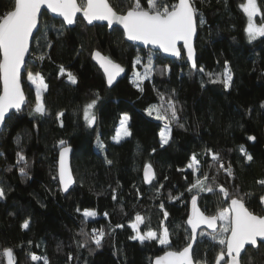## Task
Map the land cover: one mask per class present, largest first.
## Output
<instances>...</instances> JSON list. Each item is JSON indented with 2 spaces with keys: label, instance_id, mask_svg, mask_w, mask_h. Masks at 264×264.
I'll return each instance as SVG.
<instances>
[{
  "label": "trees",
  "instance_id": "trees-1",
  "mask_svg": "<svg viewBox=\"0 0 264 264\" xmlns=\"http://www.w3.org/2000/svg\"><path fill=\"white\" fill-rule=\"evenodd\" d=\"M117 2L110 0L114 7ZM243 2L194 0L198 10L194 70L183 58L167 59L126 43L117 28L89 27L81 18L73 28H65L61 21L42 13L24 78L28 71L43 77L46 114H30L35 96L23 78L26 106L6 119L0 133V188L6 193L0 199V264H7L6 248L13 249L15 264H151L163 252L180 251L188 244L185 220L193 196L209 215L228 207L230 199L219 192L220 186L231 197L247 194L246 207L254 214L264 213L260 201L264 186L258 183L264 180V39L249 40L240 8ZM141 3L147 6V0ZM257 5L260 25L264 0H257ZM13 7L14 0H0V16ZM116 10L124 14L127 9ZM94 50L126 71L110 89L91 61ZM226 61L233 76L229 89L211 82L216 76L223 78ZM144 68L147 79H130ZM68 73L76 77L75 84ZM169 99L176 102L179 121L169 125L171 139L161 144L159 133L168 120H158L155 110L152 115L147 110L159 108L163 114ZM92 100H96L92 109L96 122L88 126L84 110ZM122 114L129 117L131 135L113 143L111 137ZM250 136L256 139L249 140ZM67 145L73 148L75 184L63 194L56 176L57 155ZM240 146L252 155L251 162ZM17 153L25 157L26 167L25 162H18ZM213 153L218 154V161L212 159ZM193 154L200 162L196 172L188 167ZM146 165L155 174L149 184L142 180ZM21 167L27 175L21 174ZM197 179L205 190L199 186L189 190ZM208 187L213 191L208 192ZM85 212L95 216L86 217ZM137 215L143 219L142 234L149 229L159 234L167 227L170 245H160L158 239L143 243L133 239L131 224ZM25 221L28 229L22 227ZM93 229L105 233L99 248L91 239ZM201 232L193 249L194 261L215 264L225 246ZM31 254L41 259L32 261ZM225 262L226 257L221 264ZM241 264H264V244L246 248Z\"/></svg>",
  "mask_w": 264,
  "mask_h": 264
},
{
  "label": "snow or ice",
  "instance_id": "snow-or-ice-1",
  "mask_svg": "<svg viewBox=\"0 0 264 264\" xmlns=\"http://www.w3.org/2000/svg\"><path fill=\"white\" fill-rule=\"evenodd\" d=\"M46 8L52 13L57 14L63 18V23L71 26L77 22V13L83 14V19L88 24H92L94 21H106L108 26L113 24H119L123 26L124 34L128 40L140 41L145 45H156L166 53H171L175 56H180V49L177 48V42L183 41V47L187 49V59L191 62V67L197 69V63L195 59V50L193 47V37L197 31V12L194 5V0H147V6H143L141 0H118L116 7H114L110 0H14L13 10H8L5 14L0 16V127L5 126L6 119L11 118L10 110L14 109L16 112L21 111L22 105L25 104L26 97L22 87V80L24 78V72L26 71L25 57L29 53L30 40L35 39L34 30L39 31L38 21L41 14V9ZM126 7V12L120 14L116 8ZM243 12L247 15L248 24L246 32L250 41L256 40L258 37H264V23L257 25L254 22V18L260 12V8L257 5V0H247V3L242 5ZM204 20H200V24H203ZM50 46V45H49ZM93 58L97 60L100 67L103 69L107 76V83L109 86L113 84L116 77L120 75L124 69L117 63L113 62L110 58L102 56L99 51L93 54ZM43 59V54L39 57ZM225 71L222 74L223 78L216 76L211 79L212 83H222L225 89H229L233 83V76L231 71L227 68V61L225 62ZM64 69L61 67V72ZM150 71V69H149ZM199 72L203 73L204 68L200 67ZM210 78L212 74H208ZM148 78V72L144 74H137V81H143ZM68 79L71 83L77 82L76 77L71 73H68ZM27 80L32 85H36V102L34 109L30 114H39L44 116L46 114V108L41 96V87L46 89L43 77L39 73L27 72ZM96 105V100H92L88 103L84 110V118L88 126H92L96 122V116L92 112V109ZM264 107V105H262ZM153 110L156 111V119L168 120V124L159 133L160 139L163 144H167L171 139V128L169 125L173 122L179 121L178 109L176 108V102L169 99L167 106L164 108V113L161 114L159 108L150 107L147 111L149 115H152ZM63 116V113L58 114V118ZM129 119L127 115L123 120L126 122ZM62 126V125H61ZM183 127V124H179ZM123 127V125H122ZM120 133H117V139L120 138ZM123 135H131L130 131L123 127ZM249 140H255L254 136L248 137ZM19 143V140L17 141ZM61 145L64 141L60 142ZM103 148V144L99 145ZM240 151L245 155L247 161L253 160L252 155L248 154L243 146H240ZM70 152L67 147H62L60 152L59 161V177L60 183L63 185L65 192L69 189L70 173L67 170L66 157ZM18 162H25V157L22 153H17ZM213 160H219V156L216 153L212 154ZM107 163L111 164L112 161L108 160ZM197 156L193 154L191 162L188 167L193 169L194 172L199 171L197 167L199 165ZM25 167H21L19 170L21 174L27 175ZM220 168L224 165L221 163ZM151 171V165L145 166V180L150 182L149 172ZM229 176L232 172L228 170ZM66 175L69 179L66 180ZM207 180L208 177L204 176ZM264 186V180L258 182ZM200 187L201 190H205L204 184L200 179H197L196 183L191 185V189ZM208 192H212L213 188H206ZM219 192L223 194L225 199H230V205L228 208L221 210L217 215L207 216L197 207V199L192 197V214L189 217L187 223L191 226L192 233L191 238L194 241L196 238V230L201 224L207 225L208 228L215 231L217 221L224 222L222 232L218 243L224 245L225 248L217 255L215 264H221V261L225 260L227 255L228 260L226 264H240L239 257L241 251L245 248L246 244L255 246L257 244V238L264 240V214H254L246 207L245 197H231L230 193L223 187H219ZM6 193L3 188H0V199H4ZM113 199H116L115 194ZM261 204H264V196L260 197ZM163 209V204L160 205ZM79 211V210H78ZM86 217L95 216L94 212H85ZM164 218L166 219L168 213L164 211ZM143 222L140 215L136 216V223H133L131 227L137 229L138 225ZM24 229L29 228V222L25 221L22 225ZM224 233H230L228 236H224ZM105 233L103 230H92L91 239L94 241L97 248L101 246V241ZM200 235H204L203 232ZM133 239H138L142 243L145 240H156L160 245H170L169 231L167 227H163L159 237L156 231L149 229L144 234L137 232ZM213 240H217L216 235H212ZM31 243V242H29ZM83 247L84 245H79ZM3 256L7 259V264H15L14 252L12 248H6L3 250ZM30 259L32 261L40 260L41 257L31 254ZM72 259L71 254L68 257ZM47 264V261H45ZM154 264H198L193 258V245L188 243L180 251H166L164 255L156 257Z\"/></svg>",
  "mask_w": 264,
  "mask_h": 264
},
{
  "label": "water",
  "instance_id": "water-1",
  "mask_svg": "<svg viewBox=\"0 0 264 264\" xmlns=\"http://www.w3.org/2000/svg\"><path fill=\"white\" fill-rule=\"evenodd\" d=\"M177 2H178V0H177ZM12 10H13V9H12ZM43 12H45V13H46L49 17H51L52 19H55V20H59V21H61L65 28H73V27L75 26V24L69 26V25H67L66 23H63V18H62V17L58 16V15L55 14V13H52V12H51L50 10H48V9L46 8V6H45L44 8L41 9V14H40V16H39V21H38V27H39V25H40V24H39V23H40V18H41V15H42ZM78 18H81L82 21H83L87 26H89V27H91V26H93V25L106 26L107 29H108V31H110L112 28H117V29H119V30L122 32L123 37H124V40H125L126 43L131 44V45H134V46H136V47H138V48H140V49H143V50H150V51H153V52H157V53H159L160 55H162L164 58H167V59H171V60H180V59L183 58V59L185 60V62L188 64L189 68H190L191 70H194V69L191 67V62L188 61V59H187V49H185V48L183 47V41H178V42H177V48L180 49L181 55H180V56H175V55H172L171 53H166V52H164L162 49H160V48H159L158 46H156V45H151V44L145 45V44H143V43L140 42V41H131V40H128L127 37H126V35L124 34V30H123V26H122V25H119V24H113V26L109 27L106 21H94L92 24H88L87 21L83 19V14H82V12H81V13H77V19H78ZM36 33H37V31L34 30V36H35ZM196 38H197V31H196V35L193 37V47H194V50H195V41H196ZM260 38L264 39V37H260ZM32 40H33V39L30 40V49H31ZM30 49H29V53H28V54L26 55V57H25V60H27V58H28V56H29V54H30ZM96 51H98V50H94V51L91 53V61H92V63L97 67V69L100 71V73L102 74V76H103V78H104V81H105V85H106V87H107L108 89H110V88H112V87H113V86H114V85H115L120 79H122V78L126 75V71H125V69L123 68V66H121V65L119 64V65L124 69V71L121 72L120 75L116 77V79H115V81L113 82V84H112L111 86H109L108 83H107V76L105 75L103 69L100 67V64L97 62V60L93 58V54H94ZM100 53H101V52H100ZM101 54H102V53H101ZM102 56H104V55L102 54ZM105 57H106V56H105ZM195 59H196V51H195ZM117 64H118V63H117ZM0 89H2V84H0ZM25 97H26V96H25ZM26 103H27V99H26V101H25V104L22 105L21 111H22L23 108L26 106ZM19 112H20V111H19ZM12 113H17V112H16L14 109H12V110H10V114H12ZM2 129H3V127H0V133H1ZM62 147H67V148L70 149V152L67 154V157H66L67 170H68V172L70 173V181H71L70 184H69V189H68V191H69L70 189H72V188L74 187V184H75V179H74L73 172H72V167H71V160H72V155H73V148H72L71 146H68V145H67V146H62ZM62 147L59 149V151H58V155H57L56 176H57V182H58V185H59V189H60L61 193L65 194V193H67L68 191L65 192V191L63 190V185L60 183V177H59V161H60V152H61ZM154 175H155V174H154V170H153V168L151 167V171L149 172V176H150V178H151V179H150V182L154 179ZM65 179L68 180V179H69V176L66 175ZM142 180H143V183H144V184H149V183H150L149 181L145 180V167H144L143 170H142ZM195 197H196V199H197V207L200 209V211H202V212H203L205 215H207V216H212V215L206 214V213H205V212L199 207V205H198V198H197L196 195H195ZM229 205H230V201H229V203H228V207H229ZM228 207H227V208H228ZM191 214H192V198L190 199L189 204H188V214H187V218H186V220H185V224H186V227H187V229H188V231H189V233H190V240H189L188 243H192V245H193V249H194V246H195V244H196V241H197V238H198L199 233H200L201 231H205V232H207V233L210 234V235H214V234H216V233L218 232V230H219V221H217L215 231H213V229L208 228L207 225H205V224H201V225H199V227H198L197 230H196V238H195V240L193 241L192 238H191L192 229H191V226L187 223V221H188L189 217L191 216ZM263 214H264V213H263ZM228 235H230V233H228L227 236H228ZM258 244H264V240H262L261 238L258 237V238H257V244H256L255 246L250 245V244H246V245H245V248L241 251V255H240V257H239L240 264H241V257L243 256V254H244L246 248H253V249H256V248L258 247ZM182 249H183V248H182ZM182 249H181V250H182ZM165 252H166V251H165ZM165 252H163V253L160 254L159 256L164 255ZM157 257H158V256H157ZM225 257H226V261H227V260H228L227 255H225ZM155 259H156V257L152 260L151 264H154ZM225 264H226V263H225Z\"/></svg>",
  "mask_w": 264,
  "mask_h": 264
},
{
  "label": "rangeland",
  "instance_id": "rangeland-1",
  "mask_svg": "<svg viewBox=\"0 0 264 264\" xmlns=\"http://www.w3.org/2000/svg\"><path fill=\"white\" fill-rule=\"evenodd\" d=\"M246 3H247V0H244L243 4H241V6H240L242 12H243L242 5H244V4H246ZM243 13H244V12H243ZM244 15H245V17H246V22H247V23H246V27H247V24H248V18H247V15H246L245 13H244ZM258 16H259V13H258L257 16L254 18V22H255L257 25H259V23H258V21H257ZM247 35H248V34H247ZM145 72H146V68H144L143 72L140 73V74H144ZM136 77H137V73H136V74H133V73H132L130 79H133V80L136 81V80H137ZM24 81L27 82V83L30 85V87L32 88V90H33V92H34V96H35V102H36V85H32L31 82L27 80V75L25 76ZM44 84H45V83H44ZM45 90H46V89H44L43 87H41V96H42V100H43V96H44ZM34 106H35V105H34ZM125 115H126V114H122V115H121L120 121H119V123H118V125H117V127H116V129H115L114 134H113L112 137H111V142H113V143H119V142H121L122 140H124V139H126V138L128 137V136H124V135H123V127H126V128L128 129V122H129V119H128L126 122L123 120V118H124ZM127 116H128V115H127ZM122 125H123V127H122ZM165 125H166V124L163 123V125H162V127H161V130H163V129L165 128ZM128 130H129V129H128ZM161 130H160V132H161ZM117 133H120V134H121L119 139H117ZM159 140H160L161 144H163L162 141H161V139H160V135H159ZM133 223H136V219H135V221H134ZM133 223H132V224H133ZM132 224H131V225H132ZM219 224H220V228H219L218 232L216 233L217 240H219V238H220V234H221V232H222L224 222L219 221ZM162 229H163V228H162ZM162 229H161V231L159 232V234H157L158 237H159L160 233L162 232ZM134 231H135V236H136V235H137V232H139V225H138V228H137V229H134ZM139 233L142 234L141 232H139ZM223 235H224V236H227V233H224ZM225 263H226V262H225Z\"/></svg>",
  "mask_w": 264,
  "mask_h": 264
},
{
  "label": "flooded vegetation",
  "instance_id": "flooded-vegetation-1",
  "mask_svg": "<svg viewBox=\"0 0 264 264\" xmlns=\"http://www.w3.org/2000/svg\"><path fill=\"white\" fill-rule=\"evenodd\" d=\"M213 216V215H212ZM219 221V220H218ZM219 228H220V224H219ZM228 234V233H227Z\"/></svg>",
  "mask_w": 264,
  "mask_h": 264
}]
</instances>
